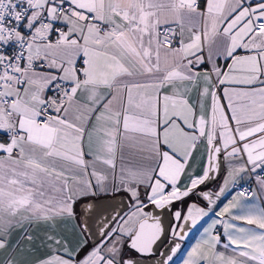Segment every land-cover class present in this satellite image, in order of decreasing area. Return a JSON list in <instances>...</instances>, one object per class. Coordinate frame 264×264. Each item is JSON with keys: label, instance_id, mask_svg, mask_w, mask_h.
I'll return each instance as SVG.
<instances>
[{"label": "snow or ice", "instance_id": "snow-or-ice-1", "mask_svg": "<svg viewBox=\"0 0 264 264\" xmlns=\"http://www.w3.org/2000/svg\"><path fill=\"white\" fill-rule=\"evenodd\" d=\"M210 214L183 264H264V0H0V264H173Z\"/></svg>", "mask_w": 264, "mask_h": 264}, {"label": "crops", "instance_id": "crops-1", "mask_svg": "<svg viewBox=\"0 0 264 264\" xmlns=\"http://www.w3.org/2000/svg\"><path fill=\"white\" fill-rule=\"evenodd\" d=\"M223 176H221L219 184L222 182ZM218 185L212 186L213 189H217ZM237 191L235 189H230L229 192L225 193L224 197H221V201H218V207L217 211L219 208H222L225 203H228L231 200L232 195H234ZM179 207V205H177ZM218 217H215L213 214H210L209 217H205L203 220H200L195 227L191 226V223L186 227V231L188 232L187 237L183 241H178L181 244V250L178 252L177 256L174 257L173 264H183V259L186 257V254L188 251H190L191 247L197 242V240L200 239L201 234L203 232V229L207 227L209 223L213 219H217ZM175 223V221H174Z\"/></svg>", "mask_w": 264, "mask_h": 264}, {"label": "water", "instance_id": "water-1", "mask_svg": "<svg viewBox=\"0 0 264 264\" xmlns=\"http://www.w3.org/2000/svg\"><path fill=\"white\" fill-rule=\"evenodd\" d=\"M220 178H221V177H220ZM220 178H219V180L216 182V184H213L212 186L218 185V184H219V181H220ZM212 186H211V187H212ZM169 222H170V223H174V221H171V220H170ZM169 238H170V237H169Z\"/></svg>", "mask_w": 264, "mask_h": 264}, {"label": "built area", "instance_id": "built-area-1", "mask_svg": "<svg viewBox=\"0 0 264 264\" xmlns=\"http://www.w3.org/2000/svg\"><path fill=\"white\" fill-rule=\"evenodd\" d=\"M234 189H235V191H239V190H241L240 185H237V187L234 188Z\"/></svg>", "mask_w": 264, "mask_h": 264}]
</instances>
